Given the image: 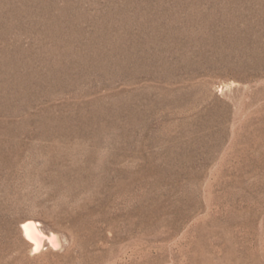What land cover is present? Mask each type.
I'll use <instances>...</instances> for the list:
<instances>
[{
  "label": "rangeland",
  "instance_id": "1",
  "mask_svg": "<svg viewBox=\"0 0 264 264\" xmlns=\"http://www.w3.org/2000/svg\"><path fill=\"white\" fill-rule=\"evenodd\" d=\"M0 264H264V0H0Z\"/></svg>",
  "mask_w": 264,
  "mask_h": 264
},
{
  "label": "bare ground",
  "instance_id": "2",
  "mask_svg": "<svg viewBox=\"0 0 264 264\" xmlns=\"http://www.w3.org/2000/svg\"><path fill=\"white\" fill-rule=\"evenodd\" d=\"M35 222L25 221L20 227L23 237L31 243V252L37 253L45 249V245L53 249H59L63 241L61 236L54 232L45 234L39 228L40 224Z\"/></svg>",
  "mask_w": 264,
  "mask_h": 264
}]
</instances>
